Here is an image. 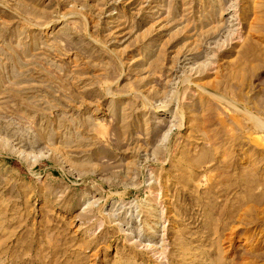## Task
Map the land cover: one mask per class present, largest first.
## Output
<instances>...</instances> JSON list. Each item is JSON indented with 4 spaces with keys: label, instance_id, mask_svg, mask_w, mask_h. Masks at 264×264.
<instances>
[{
    "label": "rangeland",
    "instance_id": "374dc122",
    "mask_svg": "<svg viewBox=\"0 0 264 264\" xmlns=\"http://www.w3.org/2000/svg\"><path fill=\"white\" fill-rule=\"evenodd\" d=\"M0 264H264V0H0Z\"/></svg>",
    "mask_w": 264,
    "mask_h": 264
}]
</instances>
